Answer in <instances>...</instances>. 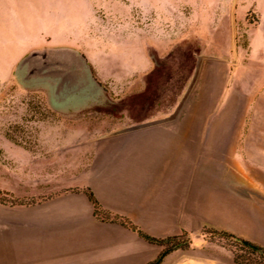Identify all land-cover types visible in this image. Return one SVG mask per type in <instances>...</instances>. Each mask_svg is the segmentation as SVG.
<instances>
[{"label": "crops", "instance_id": "obj_1", "mask_svg": "<svg viewBox=\"0 0 264 264\" xmlns=\"http://www.w3.org/2000/svg\"><path fill=\"white\" fill-rule=\"evenodd\" d=\"M124 6L120 25L108 23L102 36H91L90 42L103 41L96 48L42 46L82 54L99 86L94 93L38 88L63 117L121 100L118 119L125 125L99 134L50 129L37 120L39 128L24 132L41 154L37 158L0 132L7 159L0 157V190L15 197L24 185L32 199L0 201V264H233L210 242L165 252L164 243L112 219L126 217L156 238L177 235L179 219L193 213L195 192L209 194L210 186L219 203H232L229 210L240 223L231 233L264 248V8L252 9V20L246 11L243 37L230 41L227 31L220 42L205 36L199 46L187 47L200 36L185 17L165 30L155 17H137L133 4ZM119 26L120 40L106 35ZM183 50L195 65L185 71L173 111L135 117L149 110L150 92L184 72ZM88 190L109 218L97 215Z\"/></svg>", "mask_w": 264, "mask_h": 264}, {"label": "rangeland", "instance_id": "obj_2", "mask_svg": "<svg viewBox=\"0 0 264 264\" xmlns=\"http://www.w3.org/2000/svg\"><path fill=\"white\" fill-rule=\"evenodd\" d=\"M127 4H133L137 17L143 16V20L155 17L157 22L161 21L165 30H169L168 24L177 16L179 22L185 17L189 30L200 36L199 39L187 40V47L195 44H198L195 47L199 46L206 40L205 36L220 42L227 31H231L230 41L234 37L237 39L243 34L239 31L246 11V19L252 20L255 16L252 9L264 8V0H0V132L11 136L13 141L32 151L37 158L41 154L24 134L39 128L40 122L37 120L44 119L50 129L62 125L67 131L91 130L99 134L125 125L118 119L122 114L121 100L87 108L75 116L59 115L49 106L48 95L35 87L34 80L23 79L18 75L16 66L30 49L36 47L65 44L77 46L83 51V45L86 50L100 46L103 41L90 42L89 39L91 36H102L108 23L120 25L127 12V6H124ZM120 28L106 35L118 41L121 38ZM180 54L184 72L172 84H163L164 87L158 93L150 92L147 97L149 110L137 111L135 117L173 111L183 93L185 71L195 65V57L191 52L183 50ZM118 97L120 95L114 96V99ZM0 157L3 161L7 160L1 149ZM17 171L19 175L25 173L24 170ZM18 188L15 197L0 190V201L32 200L27 196L24 185ZM207 191L209 194L195 192L193 213L179 219L182 231L168 237L164 243L165 252L173 247L186 251L192 242L207 241L222 247L227 261L237 264L235 255L245 254L246 251L238 241L223 235L221 231L231 233L240 221L229 210V207L232 208L231 202L219 203L216 200V187H207ZM223 205L226 210L220 208ZM107 215L111 216L109 213Z\"/></svg>", "mask_w": 264, "mask_h": 264}, {"label": "water", "instance_id": "obj_3", "mask_svg": "<svg viewBox=\"0 0 264 264\" xmlns=\"http://www.w3.org/2000/svg\"><path fill=\"white\" fill-rule=\"evenodd\" d=\"M16 73L23 79L34 80L35 87H51L56 91L63 86L71 91L92 94L99 87L85 57L67 46L31 50L18 62ZM185 96L172 116L179 112Z\"/></svg>", "mask_w": 264, "mask_h": 264}, {"label": "trees", "instance_id": "obj_4", "mask_svg": "<svg viewBox=\"0 0 264 264\" xmlns=\"http://www.w3.org/2000/svg\"><path fill=\"white\" fill-rule=\"evenodd\" d=\"M89 198L94 204L95 207V212L99 217L101 218H109V215H107L106 212L102 210L100 207L99 203L97 202L96 198L94 197L93 193L91 190L87 191ZM114 220H118L120 223L137 230L141 236H143L145 239L155 242L158 244H163L166 242L168 238H156L153 237L140 229L137 228V226L128 218L123 217V216H113ZM221 233L227 237L233 238L235 241H238L240 246L245 249L246 253L245 254H240V255H235V262L237 264H264V248L249 242L243 238L237 237L236 235L229 233L227 231H221Z\"/></svg>", "mask_w": 264, "mask_h": 264}]
</instances>
